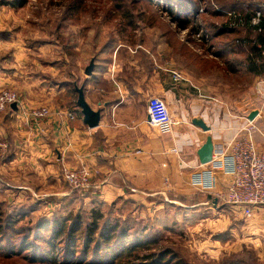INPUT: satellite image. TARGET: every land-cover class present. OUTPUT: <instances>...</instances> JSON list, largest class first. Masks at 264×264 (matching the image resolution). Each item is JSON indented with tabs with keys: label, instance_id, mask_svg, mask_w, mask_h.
Here are the masks:
<instances>
[{
	"label": "crops",
	"instance_id": "crops-1",
	"mask_svg": "<svg viewBox=\"0 0 264 264\" xmlns=\"http://www.w3.org/2000/svg\"><path fill=\"white\" fill-rule=\"evenodd\" d=\"M239 1L246 12L264 3ZM3 36L7 38L6 33ZM123 44L119 42L110 49L111 60L103 62L95 78L94 72L80 76L86 101L93 110L100 111L98 125L90 128L79 105L73 104L72 80L57 82L39 73L29 74L18 60V48L14 47L12 54H3V48L12 46L0 41V89H14L20 96L17 109L11 105L0 114V151L8 153L0 164L2 188L66 195L68 184L63 169L90 167L97 170L90 188L101 196H117L136 188L147 192L181 190L186 185L224 196L233 178L229 149L232 140L247 137L258 149H264L260 75H255L257 82L252 90L234 101L226 84L218 93L220 87L215 82L196 80L167 65L156 68L149 62L147 73L145 61L144 65L132 61L134 56H129ZM53 66H49L50 71L58 68L57 64ZM175 72L181 76L179 79ZM74 76V72L66 75L68 79ZM154 97L166 102L173 117V124L165 130L151 123L148 102ZM34 109H45L48 116L38 122L28 112ZM253 112L256 116L251 120ZM209 140L213 144L212 159L201 163L198 153ZM16 177L22 183L15 184ZM238 208L249 214L246 217L260 211V236L220 237L225 245L214 241L217 253L209 255L219 261L224 255L221 248H228L230 253L250 245L264 264V205Z\"/></svg>",
	"mask_w": 264,
	"mask_h": 264
},
{
	"label": "rangeland",
	"instance_id": "rangeland-1",
	"mask_svg": "<svg viewBox=\"0 0 264 264\" xmlns=\"http://www.w3.org/2000/svg\"><path fill=\"white\" fill-rule=\"evenodd\" d=\"M14 1L0 0V41L12 46L3 48L2 53L9 55L8 52L14 53V47L18 48V60L31 75L39 73L40 77L57 82L72 80L71 87L80 88V76L85 75V68L94 59L91 56L97 47L106 45L112 49L121 42L129 56H134L130 58H134L132 61L139 60L142 65L145 61L147 73L149 62L156 68L167 65L196 80L215 82L220 87L218 93L224 91L226 84L234 101L246 96L257 82L254 74L238 64L237 60L245 57V50L231 53L230 47L223 48L225 43H232L234 39L249 44L257 39L258 32L232 26L228 15L223 12L219 19L210 16V11L204 10L206 7L215 11L227 10L217 4L218 0H203L200 12L194 15L195 22L202 24L203 31L199 34L178 28L167 11L166 0H25L22 6L13 5ZM213 18L215 21H212ZM212 23L238 30L215 38L212 37L215 32ZM4 33L7 38H4ZM205 34L209 36L203 38ZM128 47L133 48L134 53ZM106 57L111 60V54H106ZM123 57L127 55L123 54ZM26 61L36 64L30 68L29 63L25 65ZM103 62L102 65H105ZM53 64L58 65L56 71L49 70ZM70 72L75 74L72 79L66 77ZM133 74L136 76V69ZM72 96L73 104L78 105L76 88ZM260 109L263 111L260 126L264 128V75L260 76ZM7 154V151H0V164ZM78 169L91 171L92 184L97 170L90 167ZM16 178L13 180L15 184L22 183L19 177ZM66 189V195L35 194L32 191H10L0 186V209L3 211L0 213V236H4L0 237V242L11 236L8 230H3L8 224L5 221L7 216L19 228L18 234L14 235L15 246H18L25 236L34 241L38 233L37 224L42 219L67 218L68 225L80 216L85 224L92 220L93 212L99 210L104 215L100 220L101 228L119 221L131 228L132 235L159 239L158 245L173 248L189 264H236L241 260L247 264H260L257 250L250 245L237 247L230 253L228 248H225L226 251L221 248L224 255L219 261L209 255L217 253L214 241L222 243L223 236H260V211L255 210L256 213L246 217L249 214H244V209L226 203V193L224 196L220 192L204 193L186 185L181 190L153 192L128 189L124 194L108 197L96 192L83 201L77 198L64 202L63 197L73 190L79 191L80 195L88 191L70 186ZM48 234L45 232L41 236ZM7 247L4 242L0 250L7 251Z\"/></svg>",
	"mask_w": 264,
	"mask_h": 264
},
{
	"label": "trees",
	"instance_id": "trees-1",
	"mask_svg": "<svg viewBox=\"0 0 264 264\" xmlns=\"http://www.w3.org/2000/svg\"><path fill=\"white\" fill-rule=\"evenodd\" d=\"M166 1L168 3L167 11L179 29H189L193 34L202 33V24L195 22L194 15L200 12L203 0ZM24 3L25 0H16L13 5L22 6ZM217 4L229 10H241L242 13L247 11L243 10L244 7L239 0H218ZM257 8H253V10ZM204 10L210 11V16L217 19L223 14L207 7ZM252 13L254 11L247 12V18H250ZM214 18L212 21H215ZM213 27H215V32L212 37L215 38L236 33L238 30V27L230 28L227 25L213 24ZM262 28L264 29V25ZM249 29L258 32L254 27H249ZM208 36L205 34L203 38ZM256 38L249 44L242 42L243 40L234 39L232 43H225L223 49L226 50L230 47L231 53L238 49L245 50V57L242 60H237L238 64L244 66L247 72L261 76L264 75V31L258 32ZM110 49L111 46L106 45L101 48L97 47L91 56L95 61L94 78L97 76L99 68L102 67V61L109 62V58L104 57ZM94 191L90 188L86 194L80 195L79 191L73 190L69 195L64 196L63 200L65 202V200L81 198L83 201L86 196L93 195ZM98 206L101 205L98 204ZM0 213H3L1 209ZM103 216L102 212L96 210L93 212L91 221L84 224L78 216L68 225L67 218L64 220L54 218L52 221L49 218L42 219L37 224L38 233L35 235L34 241L29 239L30 236H25L18 246H15L14 238L16 236L14 235L18 234L19 228L15 226V222L11 220L10 216H7L5 221L8 224L4 226L3 230H8L11 236L2 240V243L0 242V245L4 242L8 244L7 251L0 250V264H189L173 248L158 245L159 239L132 235L131 228H127L128 226L119 221L101 228L100 220L103 219ZM1 230L2 227H0ZM45 232L49 233V236H41ZM153 246L154 248H152ZM236 264H247V262L241 260Z\"/></svg>",
	"mask_w": 264,
	"mask_h": 264
},
{
	"label": "built area",
	"instance_id": "built-area-1",
	"mask_svg": "<svg viewBox=\"0 0 264 264\" xmlns=\"http://www.w3.org/2000/svg\"><path fill=\"white\" fill-rule=\"evenodd\" d=\"M228 15L230 24L236 27H254L258 32L264 31V3L259 5L254 13L247 18L245 13L236 10H220ZM264 53V52H263ZM175 78L181 76L175 72ZM18 92L10 88L0 89V114L7 111L13 103L18 104ZM38 122L48 116L45 109L28 110ZM148 113L151 123L162 130L173 124V117L166 102L159 98H151L148 102ZM71 118L74 114L69 113ZM232 160L233 178L225 195L226 203L249 209L264 205V149H258L256 144L247 137H236L229 145ZM91 171L88 169L64 168L63 179L73 189L87 190L90 184Z\"/></svg>",
	"mask_w": 264,
	"mask_h": 264
},
{
	"label": "water",
	"instance_id": "water-1",
	"mask_svg": "<svg viewBox=\"0 0 264 264\" xmlns=\"http://www.w3.org/2000/svg\"><path fill=\"white\" fill-rule=\"evenodd\" d=\"M95 68V61L92 59L89 63V65L85 68V74L88 76H91L94 72ZM76 90L78 91V105L81 108L82 114L84 116V121L85 123L90 127L94 128L98 125L99 120H100V111L98 110H93L92 107L88 104V102L85 99V92H84V86L75 87ZM12 107L14 109H17V104L13 103ZM256 116V112H253L250 116V119L253 120V118ZM204 129H207L205 125H202ZM212 153H213V144L209 140L203 148L199 151V158L201 163H207L211 161L212 159ZM216 202V201H215Z\"/></svg>",
	"mask_w": 264,
	"mask_h": 264
}]
</instances>
